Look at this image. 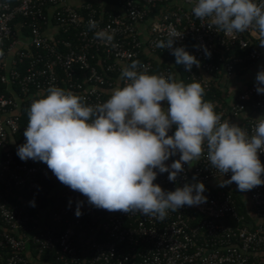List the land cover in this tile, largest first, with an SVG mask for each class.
Here are the masks:
<instances>
[{
    "label": "built area",
    "instance_id": "built-area-1",
    "mask_svg": "<svg viewBox=\"0 0 264 264\" xmlns=\"http://www.w3.org/2000/svg\"><path fill=\"white\" fill-rule=\"evenodd\" d=\"M195 3L0 0V261L1 253H6L7 264H52L41 259L49 251L55 252L58 264H251L253 256L264 255V185L248 190L249 214L257 221L247 223L235 192L217 185L229 180L232 173L222 175L212 168L206 147L198 160L183 165L184 172L175 183L168 180V173L158 174L153 183L174 191L185 183L202 182L207 201L169 211L163 220L139 212L98 209L65 185L60 199L47 210L36 207L33 212L24 204L26 197L48 191L49 183L59 181L48 167L30 165L29 160L17 157L12 140L21 130L24 100L45 97L47 89L55 86L83 97L88 105L104 103L110 89L124 86L120 79L123 67L142 56L161 60L160 55H172L170 49L157 48L156 42L168 40L173 33L182 34L173 47H185L200 61L191 71L182 65L187 81L201 83L203 99L215 106L222 122L229 120L251 134L255 120L264 117V94L257 93L256 81L227 106L210 96L215 83L235 79L240 71L259 63L263 53L258 44L264 36L254 28L225 35L210 26L208 19L193 15ZM90 20L96 21L97 29L89 30ZM102 29L114 35L112 44L94 37ZM197 46H205L210 58ZM141 64L148 74L154 69L152 60ZM160 74L173 75L169 68ZM161 103L167 107L166 102ZM258 156L264 166V153ZM178 159L179 154L165 163ZM81 201L83 214L77 218L75 211ZM229 219L236 220L239 227L217 223Z\"/></svg>",
    "mask_w": 264,
    "mask_h": 264
},
{
    "label": "clouds",
    "instance_id": "clouds-1",
    "mask_svg": "<svg viewBox=\"0 0 264 264\" xmlns=\"http://www.w3.org/2000/svg\"><path fill=\"white\" fill-rule=\"evenodd\" d=\"M192 13L208 19L225 35L254 28L264 36V0H196ZM88 26L98 28L93 20ZM94 37L105 44L114 39L107 29L95 31ZM181 37L173 33L168 40L156 42V47L170 49L175 63L191 71L200 61L185 47H173ZM197 47L210 58L205 46ZM120 79L124 86L114 88L106 102L95 105L71 91L49 87L47 95L28 109L26 143L18 146L17 156L24 162L45 163L59 182L85 196L89 205L160 220L169 211L207 201L205 185L195 176L197 182L174 191L153 183L164 173L175 183L183 165L198 160L205 147L212 168L222 175L232 173L219 187L235 182L244 192L264 185V166L258 156L264 153V117L255 120L251 134L229 120L222 122L215 106L203 99L201 83L185 85L172 74L149 75L138 60L123 67ZM255 81L257 93L264 94V68ZM173 128L174 134L168 135ZM177 154L178 160L165 163ZM30 204L35 207L34 201ZM82 205L77 203V218L83 214Z\"/></svg>",
    "mask_w": 264,
    "mask_h": 264
},
{
    "label": "trees",
    "instance_id": "trees-1",
    "mask_svg": "<svg viewBox=\"0 0 264 264\" xmlns=\"http://www.w3.org/2000/svg\"><path fill=\"white\" fill-rule=\"evenodd\" d=\"M112 4H115V2H112ZM161 56V60L159 59H150L146 56H142L140 61L141 62H146L149 60L153 61V65H154V69L153 71L149 74V75H158V73L164 69V68H169L174 76V79L177 81V77L179 78L180 82H183L185 85L190 84L192 82H188L187 81V76L186 73L183 69L182 65H177L175 63V57L173 55H160ZM246 73V71H240L239 74H244ZM114 78H117L118 75H113ZM213 87V93L210 96L211 100H214L216 102H218V104L221 103V101L224 100V98H222V93L216 90L215 85L212 86ZM40 98H44V97H39V96H30L27 99L24 100L23 104H22V109H21V130L20 132L15 135L14 137V141L16 146L22 145L24 143H26V138L24 137V131L28 125V109L31 105V103L34 100L40 99ZM109 97L106 95V100H108ZM222 105V104H220ZM18 157V156H17ZM18 159H20L18 157ZM29 163L30 165H42L44 167H47V165L43 162H34L31 159H29ZM64 187V185L59 182H51L49 183V189L48 191H38L35 192L34 194H32L31 196H28L25 198L24 200V204L27 203L28 205H30L31 209L33 212L36 211V207H39L40 209H44L47 210L49 207L54 206V204L56 203V201H58L60 199L59 194L61 193L62 188ZM234 197L236 199L237 205L239 207V211L240 213L245 217V220L247 223L251 222V215L249 214V209L247 208V206L244 204V201L238 196V194L234 193ZM13 202L17 203V200H13ZM34 201L35 202V207L31 206L30 202ZM32 253L34 254V256L38 255V251L34 248L31 249ZM2 255V259L0 261V264H7L6 263V259L8 257V255L6 253H1ZM56 254L54 251H49V252H45L44 254L41 255V259L43 261L46 262H50L52 264H58L57 260H56ZM251 264H264V255H256L253 256L251 259Z\"/></svg>",
    "mask_w": 264,
    "mask_h": 264
},
{
    "label": "crops",
    "instance_id": "crops-1",
    "mask_svg": "<svg viewBox=\"0 0 264 264\" xmlns=\"http://www.w3.org/2000/svg\"><path fill=\"white\" fill-rule=\"evenodd\" d=\"M258 46L262 50L263 56H262V59L259 61V63L255 67H253L249 71H246V73L244 74H239L235 79H232V80L222 79L219 82L214 84L216 87V90L221 92L222 98H224V100L221 101L220 104L227 106L229 102L233 101L241 91H243L253 82H255L257 72L261 70V68H264V47L261 46V43H259ZM113 89H110L107 92V96L109 98L112 94ZM12 144L17 151L18 146H16L14 140H12ZM230 186H231V189L230 188H227V189L232 190L236 194H238V196L244 201V204L247 206L249 211H251L252 205H251V200H250L248 191H244V192L239 191L235 182H233ZM223 188H226V187H223ZM256 221L257 220L255 218H251V222L256 223Z\"/></svg>",
    "mask_w": 264,
    "mask_h": 264
},
{
    "label": "water",
    "instance_id": "water-1",
    "mask_svg": "<svg viewBox=\"0 0 264 264\" xmlns=\"http://www.w3.org/2000/svg\"><path fill=\"white\" fill-rule=\"evenodd\" d=\"M218 224L228 227V228H234L237 229L239 227V224L236 220L234 219H229V220H218Z\"/></svg>",
    "mask_w": 264,
    "mask_h": 264
},
{
    "label": "rangeland",
    "instance_id": "rangeland-1",
    "mask_svg": "<svg viewBox=\"0 0 264 264\" xmlns=\"http://www.w3.org/2000/svg\"><path fill=\"white\" fill-rule=\"evenodd\" d=\"M223 181H220V182H217V185H219V183H222ZM231 185V184H230ZM230 185H227L225 186L226 188H230L231 189V186Z\"/></svg>",
    "mask_w": 264,
    "mask_h": 264
}]
</instances>
